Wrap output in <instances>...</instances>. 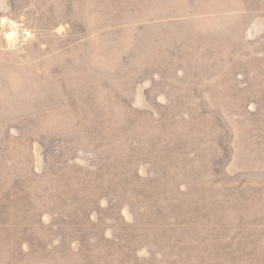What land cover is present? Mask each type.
Here are the masks:
<instances>
[{
  "label": "rangeland",
  "instance_id": "obj_1",
  "mask_svg": "<svg viewBox=\"0 0 264 264\" xmlns=\"http://www.w3.org/2000/svg\"><path fill=\"white\" fill-rule=\"evenodd\" d=\"M6 15L0 264H264V0Z\"/></svg>",
  "mask_w": 264,
  "mask_h": 264
},
{
  "label": "built area",
  "instance_id": "obj_2",
  "mask_svg": "<svg viewBox=\"0 0 264 264\" xmlns=\"http://www.w3.org/2000/svg\"><path fill=\"white\" fill-rule=\"evenodd\" d=\"M0 22L4 26L5 31H7L8 34L10 35V38L17 37V35L19 34L20 26L13 17L8 15L3 16ZM25 34H29V33L26 31Z\"/></svg>",
  "mask_w": 264,
  "mask_h": 264
}]
</instances>
